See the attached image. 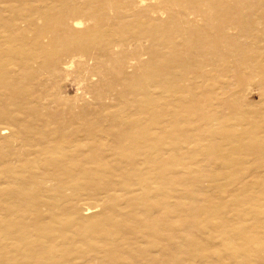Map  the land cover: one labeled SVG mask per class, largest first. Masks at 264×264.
<instances>
[{
	"label": "rangeland",
	"instance_id": "obj_1",
	"mask_svg": "<svg viewBox=\"0 0 264 264\" xmlns=\"http://www.w3.org/2000/svg\"><path fill=\"white\" fill-rule=\"evenodd\" d=\"M66 1L69 4L65 9L56 6L57 0H5L4 3H0V12L6 21L16 17L17 11L26 9L30 12H47L46 14L52 20L44 21L40 17H35L34 22L36 28L43 32L40 37L41 42L44 45L48 44L50 50L54 49V53H56L54 55L56 60L53 59L55 62L50 60L48 63L51 66H47L44 70L36 73L30 80L20 79L17 88L21 92L16 100L9 102L10 92L8 93L5 89L0 90V95H2V97L0 96V111L2 112L0 116V159L3 157L2 152L5 147L17 146L14 137L19 134L23 126L33 123L34 127L36 126V131H40V129L44 131L45 128H41L40 123L50 122L51 129L61 130L63 128V130L73 132L76 129L72 125L75 119L76 121L80 120L83 134H88V138H93L94 132L104 130V128L108 129L107 134L104 135H108L111 129L113 131L119 130L120 128L111 126L113 121L118 118L128 119L133 115L134 117L139 115V118L146 121L149 118L147 109H152L153 112L163 111V114L165 109L173 111L174 117H171L172 114L167 116L165 113L162 122L168 125L169 122H174L178 117L176 120L179 119L177 123L179 131L184 134V137L187 133L186 138L190 137L194 141L198 140L197 135L203 130L200 131L199 128L203 127L204 130L206 128L207 131H202L203 135L200 134L202 139L199 137V140L204 142L206 139L207 143L204 144L207 146L205 147L216 142L217 147L222 151L212 154L200 152L191 161L189 158H184L183 160L186 159V161L176 171L179 176L176 175L177 182H179H176L177 185L175 186L177 187L174 186L173 189L169 184L162 185L161 181L155 183L157 188L164 190V194L162 193L164 197L159 199L163 208L162 213L160 215L154 211V215L152 214L156 216L154 219L161 220L162 215L163 217L168 216L167 213L169 217L172 216L176 219L169 218V222H163L164 226L169 224L167 227L160 228L155 237L157 239L156 244H154V239L150 234L138 235L135 232V227L149 218L148 212H143L141 209L144 200L139 198L142 197L139 193L140 190L138 191L139 188L132 186L134 187L133 190L137 189L132 194L125 195L126 197L124 194H119V198H121L117 205L121 207L123 212L128 213L127 218L131 223L121 238L112 244L115 261L107 259V249L106 251L103 250L105 247H102V241L98 243L96 248H93L86 240L81 239L73 245L68 244L72 254L77 249L79 250L81 258H68L64 264H264V194H262V192L264 193V143H261L264 142V86H262L264 85V69L257 70L259 63L264 64V0H212L213 14L216 13L215 9H219L221 12L224 8L238 4V12L248 19L245 21L243 29L248 30V32L242 36L238 35L236 23L223 26V34L232 38V42H236L241 51L250 55L248 65L241 66L240 61L236 60L234 49L229 53L232 57H229L227 62L225 60L223 63L221 58L222 66H227L226 70L223 73L219 72L220 77L219 74H216L214 76L216 79L212 81L210 86L204 79L201 82L196 80L197 83L200 82L196 84L193 79L194 75L190 70L183 72L184 75L186 74L183 76L185 81L178 79L182 85L178 84L177 81L173 83V77L170 76L169 82L173 84L174 90L176 89L173 90L175 98H167L170 96V92L165 93L162 87L168 80H164L162 85V81H158L157 77L153 80L144 76L148 72L159 70L160 67H166L168 61L176 58H178L176 59L178 61L175 60L177 64L178 62L179 64L185 63L186 61H182L185 59L188 60L187 64L192 63L193 56L191 53L194 50L195 41L194 29L197 26L192 24L189 19L190 14L196 10L195 6L190 4L191 0H143V4L139 3L140 0ZM231 2L236 3L230 4ZM76 20L83 21L80 28L73 26V22ZM219 24L222 23L219 21ZM45 25H50V27L46 28ZM212 25L216 26V23ZM97 26L102 31L99 36L91 35L90 39L85 40L82 44L77 41L78 34L92 31L91 29ZM35 33V31L31 32L29 36L33 38ZM254 48L258 49L255 55L250 52ZM219 58V55L216 56L217 60ZM172 63H175L174 60ZM177 64L175 63V65ZM221 67H217L216 71ZM171 70L178 72L181 68ZM213 70L211 69V72ZM248 75L250 76L249 84ZM229 77L231 78L229 79ZM142 80V85L148 87L147 90L155 97L154 100L159 98L161 99L159 101H162L161 97H163V106L159 104L160 107L158 105L149 107L146 101H142L143 91L136 86V83ZM173 80H177V78L174 76ZM145 87L144 89H146ZM185 87L190 88V90L188 89V91ZM188 92L190 93L188 94ZM7 95V98H3ZM176 97L180 99L176 100ZM184 99H195V103L190 101L189 105L181 106L180 100ZM193 104L199 105L196 110L199 113L190 114L188 112L190 105L197 108V105L194 106ZM169 105L170 107H168ZM185 105L186 111L183 110ZM176 106H181L180 108H183L185 114L181 113V115L182 110L179 109L178 112ZM143 107L147 111L144 112ZM165 124L161 126L162 129L166 128ZM121 128L125 130L124 126ZM191 129H195L197 135L195 132H189ZM209 131L215 133V139L218 138L217 141L208 138L210 137L207 135V133L210 134ZM194 133L195 137L193 136ZM97 139L99 140V138ZM107 139L111 140V138ZM249 139L253 142L251 140L249 142ZM242 140L246 141L243 143ZM86 142L88 145V147L86 145V154H89L99 145V141ZM248 147L253 148L249 149ZM256 147H258L257 150H260L255 151ZM202 156H206V158L202 159ZM220 159L222 160L220 161ZM215 160L219 162L217 163ZM192 161H194V165L191 163ZM200 162L201 164H199ZM1 163L0 160V166ZM188 165L190 166L189 169L186 168ZM192 168L197 169L190 172L189 170ZM182 172L188 176L185 174L182 176ZM190 173L191 175H189ZM165 193L170 198L167 195L165 197ZM154 194L150 195L152 196L150 200L149 197L147 199L152 204L156 203L157 200H154L156 196ZM136 195L138 196L137 200ZM164 199L166 200L164 201ZM76 200L78 201L72 200V203L74 202L77 206L76 210L73 209L75 212L70 209L71 207L68 211L71 216L70 221L75 222V225L77 218L84 220L103 218L109 207V203L104 201V198H99L92 188L87 189ZM161 201L167 202L164 205ZM259 203L261 207L257 206ZM167 205L172 209L166 207ZM68 206L67 204L66 207ZM175 206L179 207H177L178 210ZM255 206L257 207L255 208ZM139 207L141 208L139 209ZM170 209L176 212L174 216L172 215L174 213L169 212ZM2 216L4 213L0 210V218ZM240 216L244 217L242 218L243 223ZM38 217L44 222L49 220L50 215L44 209L40 211ZM72 224L74 223L70 225ZM176 224L178 226H175ZM75 225L71 227L73 228ZM233 225L236 227V231L239 230L240 233L248 234L247 238L243 235L246 240L245 238L243 240L242 236L236 237ZM250 228H252L251 232H248ZM252 230L256 234H253ZM232 231L233 233H231ZM239 231L236 233L237 236H240L238 235L240 234ZM68 233L71 236V233ZM258 234L263 235V238ZM252 237L258 240V245L262 246L261 248L259 246L258 248L252 246L255 247L252 248L251 245H247L244 253L241 251L242 255L238 254L235 257L231 255L229 250L228 254L225 253L228 245H235L237 248L238 245L240 246L244 241H249L248 238ZM237 239L240 241L237 242ZM259 242H262L263 245ZM24 244H26L23 246L25 249L30 248L28 243L24 242ZM68 245L65 246L66 249ZM10 247H4L0 244V264H2L1 254L3 252H8L10 264H14L15 254ZM222 251L223 253H221ZM222 256L225 257L224 260ZM219 258H222L221 261Z\"/></svg>",
	"mask_w": 264,
	"mask_h": 264
},
{
	"label": "bare ground",
	"instance_id": "obj_2",
	"mask_svg": "<svg viewBox=\"0 0 264 264\" xmlns=\"http://www.w3.org/2000/svg\"><path fill=\"white\" fill-rule=\"evenodd\" d=\"M4 1L5 0H0V3H4ZM139 3L143 4L144 1L140 0ZM233 3L231 2L230 4ZM55 4L57 7L59 6L60 9H65L68 6L69 2L66 0H57V3ZM190 4L192 6H195L196 10H194V12L190 14L189 19L192 24H195L197 26V28L194 29L195 41L194 50L191 53V56H193L192 63L187 64L186 62L188 60L185 59L182 61H186V64H179V62L177 64L176 61L178 60L176 59L178 58H176L173 60L177 65H175V63H172L173 60L168 61L166 64V67H168L167 69L166 67H160L159 70L155 72H148L144 76L145 78H152L153 80H155L154 78L157 77L156 79L158 81H162V85L164 80H168L167 83H165V86H162L160 84L165 90V93L170 92V96H167V98H175V95L173 94L176 89L174 90L173 84L169 82L170 76L173 78L175 76L177 78V80H173L172 78L173 83L174 81H177L179 82L178 84H181V81H178V79L185 81V78L183 76H185L186 74L184 75L183 72L184 70H190L194 75L193 79L196 84H199L201 80L204 79L207 85L210 86L212 81L216 79V77L214 76L216 74H219L220 77L219 72L223 73L226 70L227 66H222V61L223 63L225 62V60L227 62V59L229 57H232V55L229 54L231 51H234L235 49L234 53L235 57L237 58L236 60L240 61L241 66L248 65V60L250 58L249 54L241 51L239 49L240 47H237L236 42H232V38L226 37V35L223 34V26H227L230 23L237 24L238 35L242 36L248 32V30L246 29L243 30L245 21H248V19L246 17H243L238 12V4L230 8H224L221 12L219 11V9H215V14L212 13V0H191ZM46 13L47 12L45 11L30 12L26 9L24 11H17L15 14L16 17L12 18L9 21H6V19L0 12V90L5 89L6 91H8V93L10 92L9 102L10 100L11 102L16 100L18 94H20L21 92V90L17 88V85L21 81L20 79L30 80L33 75L44 70L47 66H51L50 64L48 65L50 60H52L51 62H55L53 61L54 55L56 54L54 53L55 50H50L49 46H47L48 44L44 45L41 42L40 37L42 36L43 32H40L38 28H36V24L34 22L35 17H40L44 21L52 20ZM78 13H80V11H78ZM219 21L222 24H219ZM213 23H216V26H213ZM82 24V20H76L73 22V26L75 28H80ZM48 26L50 27V25ZM48 26H46V28H48ZM91 30L92 31L89 30L84 33L82 32V34L80 35L78 34L77 41H80V43L82 44L85 40L90 39L89 37H91V35L99 36V34L102 33L101 29L98 28V26ZM34 31L36 33L34 34L33 38H31L29 34ZM51 44L53 45V43ZM250 52L252 54L254 53L253 55H255L257 54L258 49L254 48ZM218 55L220 58L217 60L216 56ZM221 58L223 59L222 61ZM179 60L181 61V58ZM229 61L231 62V60ZM177 67L181 68V70L178 72H175L176 70H171L174 68L178 69ZM217 67H221V69L216 71ZM260 68L264 69V64L262 65L259 63L257 70H259ZM211 69L214 70L211 72ZM251 70L253 71V69ZM242 72L244 73V71ZM255 72L257 73V71ZM230 78L231 77H229V79ZM252 78L254 77L252 76ZM196 80H199L200 82L197 83ZM247 80L249 84L250 76ZM142 84L143 80L139 83H136V86L141 88L143 91L142 101H146V104L149 107L157 105L159 106V104L161 105L163 102V97L159 96L162 98V101H159L161 100L159 98L154 100L155 97L150 94V91L147 90L148 87L146 88L145 85L143 86ZM144 87L146 89H144ZM188 89L190 90V88ZM189 93L190 92H188V94ZM0 96L2 97V95ZM7 97L8 95L6 97L3 96V98ZM177 97L176 100H179L180 98ZM3 98H1L2 101ZM190 101L195 103V99H184L180 100V104L181 106H183L184 104L189 105ZM195 105H197V108H194L192 105L190 106H192L193 108L190 106L188 107V112L190 114L197 112L196 110L199 108V105ZM168 107H170V105ZM180 107L176 106L177 111L179 109H183ZM147 110L149 118L146 121L139 118V115H135L138 117H134L133 115V117H128V119L118 118L113 121V124L111 126L117 129L120 128L121 130L119 129L117 131H113V129L109 127L113 131V133H111L112 131L110 130V135H104L107 134L106 132L108 130L107 128H104V130L94 132V135H92L93 138H88V134H83L80 127V125H82L80 124L81 122H79L80 120L76 121L75 119L74 122H72V125L76 127V129L74 128L75 130L73 132H70V130H63V128L61 130L51 129L52 127L50 126V122L40 123L39 126L41 128H45L44 131H42L41 129L40 131H36V126L34 127L33 123L21 127L19 134L14 137L17 146L8 148L9 146L7 145L8 147H5L2 152L3 157L0 159L2 161L0 166V203L2 202L0 204V210L4 213V216H2L4 218H0V244H2L4 247L11 246L10 248H12V252L13 254H15V258L13 260L14 264H64V261L68 258H81V254L78 249L73 254L71 252L72 250L69 249L70 244L73 245L76 241H79L81 239L86 240L90 247L93 248H96L98 243L102 241V247H105V249L103 250L106 251L107 249V259L110 261H115V255L112 251V244L115 243L116 240H119L121 238L123 232L127 230L128 225L131 223V221L127 218L128 213L123 212V210L120 209L121 207L117 205V203L120 202L121 198H119V194H124V197L132 194L133 191L137 190H133L132 188L134 187L132 186H136V188H139L138 191L140 190L139 193L142 196L139 198H143L142 200H144V202H142L141 204L142 208L139 207V209L141 208L143 209V212H148L149 218L148 220H144L143 222L139 223L135 227V232L138 235L150 234V236H152V238L154 239V244L157 243V239H155V237L159 233L160 228L167 227L169 223L165 226L164 223L165 221L169 222V218H172V216L169 217L167 211L166 213L168 216L163 217L162 215L161 220L154 219L156 217L153 216L154 211L156 213H159L160 215L162 213L161 210L163 208L160 204L159 199L160 197H164V195H162L164 190L157 188L158 186L155 185V183L157 181H161L162 185L166 186L167 184H169L173 189L177 187L175 185H177V183L179 182H177L178 175L176 171L179 167L181 168L184 164V161H186V159L183 160L184 158H189L191 161V159L193 160V158L200 152H210L212 154L217 152L220 153V151L222 150L217 147L218 144L216 142H214L212 145H209V147H205L207 146V144H204L207 143L206 139L204 142L202 140H199L201 138L200 134L203 135L202 131H207L206 128L205 130L203 127L199 128L200 131L201 129H203L200 134L198 133L199 135H197L195 129L192 130L193 128L189 131L191 133L195 132L198 136V140L194 141L189 137V135V138H186L187 133L186 137H184V134L179 131V126L177 124L179 119L176 120L178 118L177 116H175L177 117L175 120L174 118H171L174 120V122H169L168 125L162 122V119L165 118L164 116L166 114L167 116L168 114H172L173 116L171 117H174L175 113L170 109H165L166 111L164 110V114L163 111H161V113L157 110V112H153L152 109ZM147 110L144 108V112ZM183 110L186 111V105ZM183 110L180 112V114L183 113ZM139 112L141 113V111ZM184 114L185 113H183V115ZM1 115L2 112L0 111V116ZM164 124L166 125V128L162 129L161 126ZM121 126H124L125 130H122ZM195 133L193 134V136L195 135ZM213 133L212 131L210 132V134L207 133V135H210V137L208 138L212 141H217L218 138L215 139V133ZM193 136L191 137L194 138L195 136ZM97 138H99V140ZM107 138H111V140ZM252 138L254 139L253 136ZM251 139H249V142ZM91 140L99 141V145L96 148L93 147L94 149L91 150L89 154H86V145L88 144L86 141ZM245 141H243V143ZM261 143L263 144L264 142ZM258 147L255 148V151ZM248 148L250 149L253 147ZM7 150L8 152L6 153ZM203 158H206V156H202V159ZM221 160L222 159H220V161ZM193 162L194 161H192L191 163ZM218 162L219 161H217V163ZM199 164H201V162ZM189 165L186 168L189 169ZM199 167H201V165H199ZM193 169L195 170L197 168H192L189 171L191 172ZM184 174L187 175L186 173H183L182 176H185ZM189 175H191V173ZM89 188H92V190L96 192V195L99 198H104V201L109 203V207L103 218H95L91 220L77 218L75 225V222L70 221L71 216L68 214V211L70 209L76 210L77 208L76 204H74V202L72 203V200L75 199V201H78L76 199L83 195L84 192ZM152 192H154L155 194ZM151 193L156 195L154 199L158 200L155 201L156 203L152 204L151 202L147 201L148 197L149 200L151 199ZM168 194L171 195V193ZM262 194L264 193L262 192ZM166 195L167 194L165 193V197ZM194 195L195 193L193 194V196ZM167 196L168 198H170L169 195ZM128 197L131 198V196ZM137 199L138 196L136 197V200ZM165 200L166 199H164V201ZM166 202L164 203L161 201V203L164 205L166 204ZM168 202L170 203V201ZM67 204L69 205L68 207H66ZM172 205H174V203H172ZM257 206L261 207L260 203ZM257 206H255V208ZM166 207L169 206L167 205ZM44 209L49 212L50 218L48 221L43 222L38 216L40 211H43ZM171 209L169 210V212L174 213L172 214L174 216L176 212H174V210L172 211ZM75 210L73 211L75 212ZM240 218L241 222L243 223L244 221H242V218L244 217L240 216ZM172 220L176 219L172 218ZM233 220L235 221V219ZM237 220H239V218ZM256 222L258 223V221ZM71 223L74 224L70 225ZM73 225L75 226L72 228L71 226ZM170 225L171 227L173 226L172 223ZM235 225L237 224L235 223ZM175 226L178 225L176 224ZM256 226L258 225L256 224ZM245 228L247 227L245 226ZM252 228H250V231L248 230V232H251ZM236 230L237 229L235 227V232L237 233L239 230ZM68 232L71 233V236L68 235ZM231 233H233V231ZM236 233V237L240 238L242 236V239L245 238L243 237V235L246 236V238L248 235L246 232L244 233H246L247 235L240 233L239 231L240 234L238 235L240 236H237ZM254 233L255 232L253 231V234ZM261 236L263 238V235ZM248 240L249 241H244L243 244L239 242V244L241 245L239 246L237 244V248L235 245H228L226 247L227 250L225 253L228 254L229 250L231 255L235 257V255L238 254L242 255L240 252L242 251V253H244L247 245H251V247L255 246L258 248L259 245L256 238L252 237L248 238ZM236 241L238 242L240 241V239H237ZM24 242L28 243L30 248L25 249L23 247L26 245L24 244ZM260 243L263 245L262 242H259V244ZM66 245H68L67 249L65 248ZM259 247L261 248L262 246ZM19 251H21V253H19ZM223 251L221 253H223ZM20 256L21 259H19ZM224 258L225 257H223V260ZM220 259L222 258H219V260ZM1 260L2 264H10L8 252H3L1 254Z\"/></svg>",
	"mask_w": 264,
	"mask_h": 264
}]
</instances>
